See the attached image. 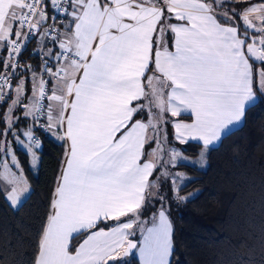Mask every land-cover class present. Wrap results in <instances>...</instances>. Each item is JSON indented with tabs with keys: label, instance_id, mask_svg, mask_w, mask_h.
I'll list each match as a JSON object with an SVG mask.
<instances>
[{
	"label": "snow or ice",
	"instance_id": "obj_1",
	"mask_svg": "<svg viewBox=\"0 0 264 264\" xmlns=\"http://www.w3.org/2000/svg\"><path fill=\"white\" fill-rule=\"evenodd\" d=\"M257 108L264 0H0V200L64 149L30 264H173L181 169Z\"/></svg>",
	"mask_w": 264,
	"mask_h": 264
},
{
	"label": "trees",
	"instance_id": "obj_2",
	"mask_svg": "<svg viewBox=\"0 0 264 264\" xmlns=\"http://www.w3.org/2000/svg\"><path fill=\"white\" fill-rule=\"evenodd\" d=\"M30 48L35 50L37 43ZM24 59L39 63L28 53ZM233 132L210 150L205 169H181L194 180L181 195H200L172 206L173 264H264V109H253L242 130ZM63 151L54 141L44 140L42 166L38 174H29L34 189L30 198L18 211L0 200L3 264H30ZM195 152L191 146L185 155L195 157Z\"/></svg>",
	"mask_w": 264,
	"mask_h": 264
},
{
	"label": "rangeland",
	"instance_id": "obj_3",
	"mask_svg": "<svg viewBox=\"0 0 264 264\" xmlns=\"http://www.w3.org/2000/svg\"><path fill=\"white\" fill-rule=\"evenodd\" d=\"M190 159H196V157H189ZM205 169V168H204Z\"/></svg>",
	"mask_w": 264,
	"mask_h": 264
},
{
	"label": "crops",
	"instance_id": "obj_4",
	"mask_svg": "<svg viewBox=\"0 0 264 264\" xmlns=\"http://www.w3.org/2000/svg\"><path fill=\"white\" fill-rule=\"evenodd\" d=\"M234 130H236V129L234 128L232 131H234ZM226 135H227V134H226ZM226 135H225V136H226ZM218 144H219V143H218ZM218 144H216L215 146H217Z\"/></svg>",
	"mask_w": 264,
	"mask_h": 264
}]
</instances>
